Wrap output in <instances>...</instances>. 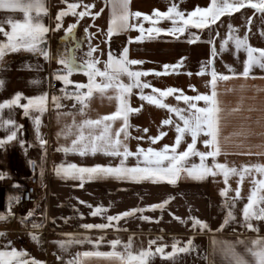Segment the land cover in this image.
Listing matches in <instances>:
<instances>
[{"label":"crops","instance_id":"1","mask_svg":"<svg viewBox=\"0 0 264 264\" xmlns=\"http://www.w3.org/2000/svg\"><path fill=\"white\" fill-rule=\"evenodd\" d=\"M48 14L43 16V22L50 28L46 34V45H44L50 54V58L45 60L43 56L31 53L20 52L12 53L5 57L6 64L0 66V80L4 84L0 86V103L12 99L17 93H22L24 97H33L48 93L49 103L48 111L41 116L40 132L43 139L47 140V155L44 156V150L40 147L36 139L33 117L39 115L34 110H30V116L26 117L23 108L13 106L12 109L3 110L4 119L11 116L18 125H22L17 134V140L12 141L5 147L0 148V173L5 174L4 179H0V212H6L9 203V197L16 196L28 184L30 178L29 161H35L37 168V177L40 189L37 193L36 203L27 207L20 215L9 221H0V232L6 233L0 237V250L11 241L10 247L17 250H24L29 255L27 258L43 262V264H66V261L75 256L76 253L93 250V245L84 243L82 245H72L67 251H61L55 241L67 240L70 237L65 234H74L82 237L90 236L93 240L100 235L105 236V241L101 244L99 251H111L108 241L120 238L127 243L129 236L134 237L133 250L147 248L150 239H157L159 244H167L166 251H171V245L174 241L185 243L190 237L195 236L194 243L198 246V253L180 254L178 264H224L222 256L217 253L213 256L212 244L213 238L217 240L235 242L238 239L250 241L259 237H264V221H255L252 223L259 227V233L246 229L243 222L242 209L247 203L253 185V179H260L258 175L246 176L243 184L238 185V176L229 178V185L233 191L229 192V197L235 195V189L241 187L242 199L236 202L233 209L235 220L230 222L222 231H217L223 223L228 208L222 207L225 198L220 196V191L225 187L223 176L218 175L215 178L209 177L204 181H197L186 178L181 174L175 186L167 182L152 183L150 181L131 182L118 181L112 178L86 181L84 186L79 187L80 181L72 179H61L54 172V167L61 163L76 164L82 167H91L97 164L112 166L119 164V158H112L101 153L96 155L80 156L79 154L69 152L67 155L62 151H57L60 146L70 147L74 137L57 139V133L60 132L66 124L72 123L71 116L61 117L57 121V109L52 106L51 97H61L60 103L65 107L61 112L76 113L77 123L85 117L80 116L77 104L72 107L73 101L63 98L60 91L64 87L61 81L55 79V73L61 71L63 66L59 64V55L66 50L69 54H74L79 63L87 59L85 53L89 49V34L91 35V44L97 48L93 57L99 59L98 67L104 68L108 53L119 56L124 47L129 49V58L143 61L140 65L131 66L133 70L139 71H162L164 64H176L183 61L179 73H173L167 76L155 77L150 74L148 77H142V80L148 81L152 86L165 89L166 87H176L182 89L187 95H195L192 90L194 87L199 93H209L210 75H198L202 67L207 66L210 72L212 65L208 61L212 59L210 39L215 40V46L219 53L215 57V69L218 73L230 75L225 65H230L236 73L243 71L246 53L242 50L236 53L234 45L229 42L228 50L220 52L221 41L228 35V24H232L238 29V35L241 37L248 32V18L252 17L251 31L248 32L249 42L252 46L264 48V37L260 35L264 31V18L259 13L254 14V10L249 8L241 9L231 16H223L216 24L209 28L195 29L189 27L185 33L177 39L175 36L167 35L162 32L159 35H148L145 31L143 39L137 40L141 33L137 28H130L114 34L110 39L107 36V30L111 21V3L110 0H67V2H81L82 4H93L91 9L94 14L100 12V15L93 18L92 15L80 19L77 28L74 30V37L66 34V29L73 23H77L78 18L67 15L63 18L60 30L52 31L56 26V16L61 10H65L67 5L65 0H44ZM177 3L180 10L185 15L193 11L197 6L206 7L210 0H130L129 9L131 12H141L145 15H152L154 10L167 11L171 3ZM81 7L77 11H81ZM7 17L22 20L23 13H8L0 11V21ZM130 24H142L145 30L152 26L149 21H144L143 17L139 20L131 18ZM157 27L165 30L172 27L171 21L160 20ZM6 30H10L5 23ZM88 32L85 33V29ZM219 32V37L216 33ZM191 34L200 36L196 43H188ZM0 39H4L0 34ZM131 41V42H130ZM77 45L79 47L77 48ZM187 73H192L189 76ZM255 77V78H253ZM75 83H87V77L82 73H74L71 77ZM98 80L100 78H97ZM127 82V77H123ZM38 83H32V81ZM56 83V89H51V83ZM75 83L68 85L69 92L75 89ZM243 86V87H242ZM145 94L151 93V88L145 89ZM219 93L220 106L223 109L221 113L222 121L220 127V147L222 153L217 160L220 163H227L229 166L240 167L243 164H256L264 162V70L254 67L249 78L233 77L228 81H219L217 85ZM139 89L133 90L130 98V104L134 108H139V113L130 115V123L133 125L129 129L132 137L144 136L143 140L129 139L125 141L131 151L135 152L137 145L147 149L150 146L148 136H156L160 131H166L167 135L157 144L151 145L159 149L164 144H173L175 131L171 126L160 127L163 119L168 117L166 109H160L154 105L147 104L146 101L139 99ZM111 92L101 95L94 93L87 109V118L96 119L103 115H110L116 110V101L110 100ZM166 103L186 107L183 101L177 102L174 96L168 97ZM22 104L27 100L22 99ZM203 105V102H199ZM118 120L113 125V132L120 127ZM137 128L140 131H137ZM149 131L144 133L142 129ZM7 135L6 131L0 130V138ZM190 142V137L187 138ZM20 141L24 142L23 147ZM186 145L182 144L181 149ZM200 150H205L202 143L197 144ZM27 149V152H25ZM211 159V158H209ZM190 163H199L198 157L191 158ZM43 165L44 176L40 178V165ZM128 166L136 164L135 157H129ZM19 185V187H15ZM169 197H174L161 212L145 211L136 213L134 216L125 218L119 222V227L127 231H116L109 228L101 233L99 230H85L80 225L91 223H106L104 219L107 215H116L133 208H148L149 205L157 204ZM87 205L93 208L103 206L107 212L103 216L93 217ZM14 206V202H13ZM29 210H34V215L26 223H21L20 218L26 216ZM14 212V211H13ZM180 217L186 221L182 224L174 218ZM45 214L47 219H45ZM141 215L148 216L152 222L139 219ZM81 216L83 217L81 219ZM190 216L206 221L211 232H199L192 229ZM162 217V218H161ZM62 218H71L65 222ZM55 221L53 223L52 221ZM158 221V222H157ZM44 223V227L33 229L32 223ZM115 223V222H114ZM35 232L40 236L39 244L30 239L29 233ZM155 247V246H153ZM10 250V249H9ZM242 250V249H240ZM62 260H57V256ZM207 256V259L203 258ZM84 264H116L114 261L103 257H91L84 259ZM151 264H171V261L161 259L159 255Z\"/></svg>","mask_w":264,"mask_h":264},{"label":"snow or ice","instance_id":"2","mask_svg":"<svg viewBox=\"0 0 264 264\" xmlns=\"http://www.w3.org/2000/svg\"><path fill=\"white\" fill-rule=\"evenodd\" d=\"M130 0H110L111 3V21L107 30V36L110 39L114 34L121 31H126L130 28H137L141 36L137 40L143 39L145 31L148 35L153 33L156 35L162 32L167 35L175 36L177 39L182 36L186 30L191 28L205 29L210 25L216 24L223 16H231L233 13L239 12L241 9L249 8L259 13L264 18V0H210L206 7L197 6L193 11L189 12L187 16L185 12L180 10L177 3L173 2L168 7L167 11L154 10L152 15H145L141 12H131L129 9ZM65 10H61L56 16V26L52 31H58L63 26V18L67 15L77 17V23H73L66 29V34L74 37V30L77 28L78 21L85 16L92 15L93 18L100 15V12L92 13L91 9L95 7L93 4H82L81 2H67ZM81 11H77L80 8ZM0 11L15 13H23V19L17 20L12 17H7L6 20L0 21V34L4 39H0V66L6 64L5 57L12 53L26 52L38 56H43L45 60L50 58L46 45V34L50 28L43 22V16L48 14L44 0H0ZM143 17L144 21H149L152 26L145 28L142 24H130L131 18L139 20ZM160 20L171 21L172 27L165 30L157 27ZM252 17L248 18V32L251 31ZM7 24L10 30H6L4 24ZM88 29H85V33ZM248 32L244 36L238 35V29L234 28L232 24H228V35L221 41L220 52L228 50L229 42H231L239 53L241 50L246 53V60L244 61L243 71L236 73L230 65H225L230 75L218 73L215 69V57L219 54L215 46V40L210 39L208 43L211 45L212 59L208 61V65H212L210 72L207 66L202 67L198 75H210L211 79L208 81L210 85L209 93H199L193 87L192 90L196 92L195 95H187L182 89L176 87H166L160 89L152 86L148 81L142 80V77H148L150 74L155 77L167 76L173 73H179L183 61L176 64H164L162 71H139L133 70L131 66L140 65L141 60L130 59L129 49L124 47L119 56H115L110 51L107 56V61L104 68L98 67L99 59L93 57L97 48L91 44V35L89 34V49L85 53L87 59L82 63L77 61L74 54H69L66 50L59 55L58 62L63 66L61 71L55 73V79L61 81L64 85L60 91L63 93V98L73 101L72 107L75 108L80 105L79 115L85 117L77 123L76 113L61 112L60 109L65 106L60 103L61 97L52 96V106L57 109V121L61 117L71 116L72 123L66 124L64 128L57 133V139L61 136L64 138L74 137L71 141L70 147L60 146L57 151H62L66 155L69 152L79 154L80 156L96 155L101 153L112 158H119V164L109 165H94L91 167H82L76 164L61 163L54 167L55 174L61 179H72L80 181L79 187H83L86 181H93L99 179L112 178L118 181L142 182L150 181L152 183L167 182L175 186L181 174L186 178H191L197 181H204L209 177L215 178L218 175L223 176L225 187L220 191V196L224 197L222 207L228 208L227 214L224 217L223 223L217 231H222L230 222L235 220L233 209L236 202L242 199L241 187H237L235 195L229 197V192L233 191L229 185V178L231 176H238V185H242L246 176L258 175L260 179L252 180V189L247 196V203L242 209V216L244 226L247 230L259 233V227L255 226L252 221H264V162L256 164H243L239 168L236 166H229L227 163L218 162L217 158L222 153L220 147V127L223 109L221 108L219 93L217 85L219 81H228L233 77L249 78L252 69L259 67L264 70V48L254 47L249 42ZM260 35L264 37V31ZM219 37V32L216 33ZM200 40V36L191 34L188 43H196ZM131 42V41H130ZM79 45H77V48ZM74 73H82L87 77V83H75L70 77ZM189 76L192 73H187ZM127 77V82L123 79ZM97 78H100L99 80ZM255 78V77H253ZM38 83V81H32ZM75 83V89L71 92L67 90V86ZM4 84L0 80V86ZM243 87V86H242ZM151 88V93L145 94V89ZM139 89V99L146 101L149 105H154L160 109H166L169 114L167 118L163 119L160 127L171 126L175 131L174 143L164 144L159 149L151 145L157 144L167 135L166 131H160L156 136H148L150 146L145 149L137 145L135 152L131 151L125 141L129 139L143 140L144 136L132 137L130 128L133 127L130 123V115L139 113L143 105L139 108H134L130 104V98L133 95V90ZM109 95L110 100L116 101V110L110 115H103L96 119L87 118V109L89 102L94 93ZM174 96L177 102L183 101L186 107H180L165 100L168 97ZM26 99L27 103L22 104L21 100ZM203 102L201 106L199 102ZM49 97L48 93L33 97H24L22 93H17L12 99L5 100L0 103V130L6 131L7 135L0 138V148L5 147L12 141L17 140V134L22 125H18L14 119L9 116L4 119L3 110L5 108L12 109L13 106L23 108L24 115L30 116V110H34L39 115L33 117V124L36 132V139L39 141L40 147L44 150V156L47 155V140L43 139L41 128V116L48 111ZM120 121V127L113 132V125ZM137 131H140L137 128ZM147 133L149 129H142ZM190 137V142L187 139ZM202 143L205 150H200L197 144ZM23 147L24 142L20 141ZM186 147L181 149V145ZM27 152V149H25ZM264 154V153H262ZM129 157L136 158L134 166H128L127 161ZM198 157L199 163H190L191 158ZM211 158V159H209ZM30 164L35 165V161H29ZM44 168L40 165V178L43 179ZM5 174L0 173V179H4ZM19 187V185H15ZM174 197H169L164 201L149 205L148 208H133L128 211L116 215H107L104 217L106 223L91 224L86 223L80 225L85 230H99L101 233L109 228H114L116 231H127L119 227V222L125 218L134 216L136 213H144L145 211L160 210L163 212L170 201ZM20 196L9 197V203L6 212H0V221H9L15 218L13 212V202L19 203ZM81 204H86L85 201H80ZM93 208L92 205H87ZM107 209L103 206H97L91 211L93 217L103 216ZM34 215V210H29L26 216L20 218L21 223H26L29 218ZM176 220L184 224L186 221L180 217ZM83 217L81 216V219ZM162 218V217H161ZM45 219H47L45 214ZM67 222L71 218H62ZM141 220L151 221L148 216L141 215ZM192 229L194 231L211 232L209 224L196 217L190 216ZM55 223V221H52ZM115 222V223H114ZM158 222V221H157ZM44 223H32L33 229L43 228ZM6 233L0 232V237L5 236ZM70 238L67 240L55 241L61 251L67 252L72 245H82L89 243L93 245V250L76 253L71 259L66 261V264H84V259L91 257H103L107 260L114 261L116 264H151L157 255L161 259L171 261V264H178L180 254L198 253V246L194 243L195 236L190 237L185 243L174 241L171 245V251H166L167 244H159L157 239H150L147 248H140L138 251L133 250L134 237L129 236L127 243H124L120 238L108 241L111 246V251H99L101 244L105 241V236L100 235L93 240L88 235L82 237L74 234H65ZM30 239L39 244L41 238L35 232L29 233ZM213 256L219 253L224 261V264H264V237L252 239L250 241L238 239L235 242L217 240L215 238L211 241ZM11 241L5 245L3 250H0V264H43L34 258L29 259L28 253L24 250H17L15 247H10ZM155 246V247H153ZM10 249V250H9ZM242 249V250H240ZM203 258L207 259L205 255ZM61 256H57V260H62Z\"/></svg>","mask_w":264,"mask_h":264},{"label":"built area","instance_id":"3","mask_svg":"<svg viewBox=\"0 0 264 264\" xmlns=\"http://www.w3.org/2000/svg\"><path fill=\"white\" fill-rule=\"evenodd\" d=\"M51 89H56V83H51ZM30 178L27 186L16 196H20L19 203L14 202L13 211L16 216L20 215L27 207L36 203L37 193L40 189L36 165H29Z\"/></svg>","mask_w":264,"mask_h":264}]
</instances>
